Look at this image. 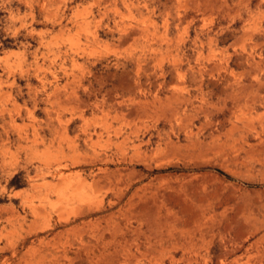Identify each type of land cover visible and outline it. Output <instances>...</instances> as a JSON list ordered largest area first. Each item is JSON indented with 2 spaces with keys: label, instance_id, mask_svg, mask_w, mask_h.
I'll return each mask as SVG.
<instances>
[{
  "label": "rangeland",
  "instance_id": "374dc122",
  "mask_svg": "<svg viewBox=\"0 0 264 264\" xmlns=\"http://www.w3.org/2000/svg\"><path fill=\"white\" fill-rule=\"evenodd\" d=\"M0 264H264V0H0Z\"/></svg>",
  "mask_w": 264,
  "mask_h": 264
},
{
  "label": "bare ground",
  "instance_id": "6f19581e",
  "mask_svg": "<svg viewBox=\"0 0 264 264\" xmlns=\"http://www.w3.org/2000/svg\"><path fill=\"white\" fill-rule=\"evenodd\" d=\"M66 176V175H65ZM62 179V178H61Z\"/></svg>",
  "mask_w": 264,
  "mask_h": 264
}]
</instances>
